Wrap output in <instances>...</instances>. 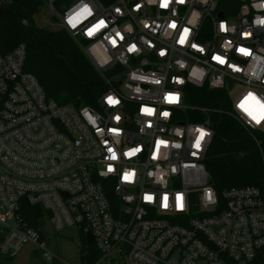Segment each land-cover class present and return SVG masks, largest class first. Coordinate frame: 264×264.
<instances>
[{
    "label": "built area",
    "instance_id": "obj_1",
    "mask_svg": "<svg viewBox=\"0 0 264 264\" xmlns=\"http://www.w3.org/2000/svg\"><path fill=\"white\" fill-rule=\"evenodd\" d=\"M48 3L42 27L84 44L100 73L121 69L95 106H74L23 69V44L0 53V254L32 245L55 259L25 201L55 232L89 231L94 264H264V186L216 193L209 120L185 115L207 110L184 89L224 91L232 116L264 134V0Z\"/></svg>",
    "mask_w": 264,
    "mask_h": 264
},
{
    "label": "trees",
    "instance_id": "obj_2",
    "mask_svg": "<svg viewBox=\"0 0 264 264\" xmlns=\"http://www.w3.org/2000/svg\"><path fill=\"white\" fill-rule=\"evenodd\" d=\"M2 1L10 10L0 13V53H8L23 44V69L35 76L49 97L60 104L95 106L96 99L108 88L107 80L121 68L115 66L100 73L84 51V44L76 42L62 29L38 25L35 16L48 0ZM68 1L55 0L52 5L61 12ZM184 89L188 106L207 110L202 114L196 109H187L185 115L190 121L209 120L213 135L204 165L216 193L220 195L224 190L245 185L264 186V134L255 132L253 137L232 116L224 91L191 85ZM21 213L46 244L47 212L23 201ZM78 233L82 237L78 264H94L98 252L93 242L87 243L84 232ZM13 261L14 255L0 254V264H13ZM28 264H59V261L53 259L49 263L34 249Z\"/></svg>",
    "mask_w": 264,
    "mask_h": 264
},
{
    "label": "rangeland",
    "instance_id": "obj_3",
    "mask_svg": "<svg viewBox=\"0 0 264 264\" xmlns=\"http://www.w3.org/2000/svg\"><path fill=\"white\" fill-rule=\"evenodd\" d=\"M73 1L69 0L67 5L72 4ZM47 19L50 21L55 20V17L51 13L50 3L48 2L43 6L41 12L35 16V21L41 26ZM240 90V87L236 88V92ZM45 231L47 232L46 245L55 256V260H58L59 264H78L80 256L79 245L82 239L78 230L76 228H69L58 233L49 224H45ZM34 249L32 245L24 246L14 255L13 264H28L31 251Z\"/></svg>",
    "mask_w": 264,
    "mask_h": 264
},
{
    "label": "water",
    "instance_id": "obj_4",
    "mask_svg": "<svg viewBox=\"0 0 264 264\" xmlns=\"http://www.w3.org/2000/svg\"><path fill=\"white\" fill-rule=\"evenodd\" d=\"M50 1L53 3L55 0H50ZM9 10H10V7L5 2L0 0V13L6 12ZM118 84H120V82H118ZM84 236H85V241L87 243L91 242L92 236H91V233L89 231H87Z\"/></svg>",
    "mask_w": 264,
    "mask_h": 264
},
{
    "label": "snow or ice",
    "instance_id": "obj_5",
    "mask_svg": "<svg viewBox=\"0 0 264 264\" xmlns=\"http://www.w3.org/2000/svg\"><path fill=\"white\" fill-rule=\"evenodd\" d=\"M69 23H72V19L70 18V20H69ZM101 23H103V22H101ZM223 27V26H222ZM181 43H183V38L181 39ZM241 51H244L243 49L241 50ZM221 62H223V61H221ZM109 102L110 103H115L116 101H113L111 98H109ZM262 107H264V105H262ZM145 111H148V112H150L151 110H148V109H146ZM166 115V114H165ZM254 119H255V117H253ZM257 122H259V121H257ZM203 135H204V133L202 132L201 133V138H203ZM199 146V141L197 142V147ZM137 151H138V149H137ZM109 171H111V168L109 169ZM126 179L128 178V177H125ZM146 199H151V197H146ZM179 199V198H178Z\"/></svg>",
    "mask_w": 264,
    "mask_h": 264
}]
</instances>
